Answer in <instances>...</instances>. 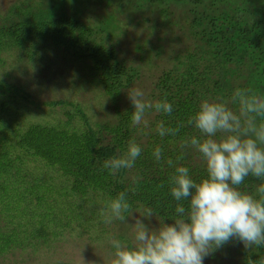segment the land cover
Segmentation results:
<instances>
[{
    "label": "trees",
    "instance_id": "1",
    "mask_svg": "<svg viewBox=\"0 0 264 264\" xmlns=\"http://www.w3.org/2000/svg\"><path fill=\"white\" fill-rule=\"evenodd\" d=\"M95 2L115 5L118 11L129 6L156 11L161 18L150 24L160 22L168 32H151L155 43L136 47L139 61L126 64L116 57V35L109 31L107 21L108 15L115 18L117 30V11H113L115 15L94 14L93 27L81 19ZM25 11L15 5L1 18L0 53L14 48L17 60L23 56L34 60V56L45 57L49 49L61 48L112 103L131 84L141 82L139 63L156 65L166 59L169 67L151 81L148 100L167 101L173 111L168 115L149 110V127L143 128L131 123V103L122 110L114 107L112 122L91 121L80 105L67 103L71 109L64 110V122L25 118L22 124L13 125L16 113L10 104L18 101L15 98L26 99V95L20 91V96L18 87L1 78L0 258L13 250L50 248L64 232L72 233L73 238L89 234L98 247L99 241L105 240L112 252L108 241L98 234L107 231L101 210L119 193L126 194L133 212L141 214L149 208L153 221L171 222L177 202L170 195L168 178L175 167H188L197 182L205 177L199 154L191 147L181 150L179 146L182 139L198 135L187 124L189 117L202 100L228 99L237 88L264 95V0H46L42 9ZM125 30L124 26L122 34ZM172 31L176 33L168 35ZM0 62L2 65L1 57ZM161 121L165 127L184 126L175 136L161 137L156 132ZM133 140L141 154L132 169L113 175L103 167L105 160L123 156ZM157 147L162 149L159 161L153 156ZM39 168L53 170L56 175L44 178L36 171ZM133 177L138 178L135 183ZM258 183L249 178L241 189L254 192ZM86 195L92 202L80 209L79 199ZM232 244L230 241L224 248ZM242 249V254L235 248L227 247L225 253L219 249L205 257L203 264L221 257L213 264H247L249 257L256 260L264 253V249Z\"/></svg>",
    "mask_w": 264,
    "mask_h": 264
},
{
    "label": "clouds",
    "instance_id": "2",
    "mask_svg": "<svg viewBox=\"0 0 264 264\" xmlns=\"http://www.w3.org/2000/svg\"><path fill=\"white\" fill-rule=\"evenodd\" d=\"M126 95L132 105L133 126L148 128L149 110L168 115L173 111L167 101L146 100L139 88L128 89ZM187 124L198 135L182 139L180 149L191 147L199 154L205 177L197 182L188 167H175L168 178L170 195L177 202L175 216L155 226L146 223L153 219V211L145 208L137 216L125 193L111 199L107 209L101 210L103 222L128 224L132 242L110 239V264H203L205 257L219 249L225 253L227 247L241 254L243 247L264 249V95L237 88L228 99L202 100ZM183 126L165 127L161 121L156 132L161 137L175 136ZM140 154V146L129 141L124 155L105 160L103 167L115 175L132 169ZM161 154L162 149L155 148L157 161ZM172 163L169 159L168 164ZM249 178L259 181L254 192L241 189ZM132 179L135 183L138 178ZM230 241L234 244L224 248ZM79 260L92 264L81 252ZM247 264H264V253L256 260L249 257Z\"/></svg>",
    "mask_w": 264,
    "mask_h": 264
},
{
    "label": "rangeland",
    "instance_id": "3",
    "mask_svg": "<svg viewBox=\"0 0 264 264\" xmlns=\"http://www.w3.org/2000/svg\"><path fill=\"white\" fill-rule=\"evenodd\" d=\"M45 2L46 0H0V22L2 17L13 11L15 5L21 7L23 11L26 10L32 13L42 9ZM76 5L78 6L77 2ZM88 9L81 19L87 21L86 23L92 27L95 22L94 14L100 15L103 12L114 14L113 11H117V20L120 26L118 25L117 30H114L116 29V19L108 15L109 31H114L116 35L114 37L117 40V44L114 46L116 57L124 59L125 63L129 65H135L139 61L137 60L139 53L134 52L136 47H143V45L147 47L149 44L155 43L154 38L151 37V32H158L161 35L168 32L162 24H159L160 22L150 24L152 20L161 18L156 11L150 13L146 9L135 10L130 6L127 9L118 11L115 5L108 7L103 2L99 4L95 2ZM90 9L93 11H90ZM143 19H147V22ZM124 26L126 30L122 34ZM175 33L176 31H172L168 35H174ZM168 38H173V36ZM14 52L15 49L10 48L0 53L3 62L2 65L0 62V79L2 78L5 82L18 87L20 96L22 95L20 91L26 95V99L15 98L18 101L15 104H10L16 113L13 117V125L22 124L25 118L26 120L29 118L32 121L50 124L64 122L66 120L64 110L71 109V106L67 103L80 105L87 114H90L91 121H115L114 107L122 110L130 104L126 91L141 86L140 89L145 93V99L148 100L151 81L161 70L169 67L166 59L158 60L156 65L148 64L146 66L143 62L139 63L141 67L138 79L141 82L131 84L124 92H120L115 103H112L97 85L91 83L90 78L79 68V63L71 58L69 52L61 48L49 49L45 52V57L38 58L34 56V60H29L26 56L17 60ZM58 100H63L66 103L48 104V102ZM24 111L26 113L22 114ZM36 171L44 178L56 175L53 170L44 172L39 168ZM91 202V196L86 195L79 199V208H87ZM134 213L137 216L140 215L139 212ZM128 222L131 223L132 221L129 220ZM146 223L149 226H155L157 222L152 219ZM106 227L107 231L99 232L100 234L96 233L98 236L105 238L109 244L110 239L119 237V240L131 245L132 233L128 224L114 221L112 224H107ZM90 237L89 234H86L73 238L72 233L64 232L62 237H58L52 242L50 248L35 252L31 251L30 248L13 250L11 253L5 254L6 257L3 259L0 258V264H80V252L81 256L86 261L92 262V264H107L111 259V249L108 245H105L106 241H99L100 245L98 247L97 243L90 241Z\"/></svg>",
    "mask_w": 264,
    "mask_h": 264
}]
</instances>
